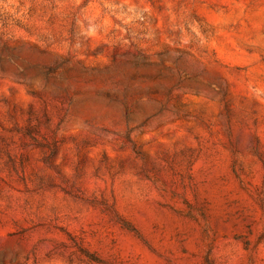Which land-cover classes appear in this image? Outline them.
<instances>
[{
	"label": "rangeland",
	"instance_id": "obj_1",
	"mask_svg": "<svg viewBox=\"0 0 264 264\" xmlns=\"http://www.w3.org/2000/svg\"><path fill=\"white\" fill-rule=\"evenodd\" d=\"M0 264H264V0H0Z\"/></svg>",
	"mask_w": 264,
	"mask_h": 264
},
{
	"label": "trees",
	"instance_id": "obj_2",
	"mask_svg": "<svg viewBox=\"0 0 264 264\" xmlns=\"http://www.w3.org/2000/svg\"><path fill=\"white\" fill-rule=\"evenodd\" d=\"M123 225H124L127 229L132 230V228H131L128 224L124 223Z\"/></svg>",
	"mask_w": 264,
	"mask_h": 264
}]
</instances>
